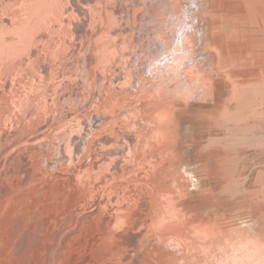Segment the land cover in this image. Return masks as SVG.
Masks as SVG:
<instances>
[{"label": "rangeland", "instance_id": "1", "mask_svg": "<svg viewBox=\"0 0 264 264\" xmlns=\"http://www.w3.org/2000/svg\"><path fill=\"white\" fill-rule=\"evenodd\" d=\"M46 1L47 0H41L43 4H45ZM212 2L215 7V15L213 18L215 17L214 19L218 22L213 31L214 33L217 31L215 36L218 35L216 38L220 40L218 41L219 43H221L224 38L222 42L223 44L221 43L220 46L222 48L225 47V49L223 48L225 54L234 52L238 56L239 60L237 62L239 67L236 69L237 73L240 74L244 80H256L259 82L262 81V79L264 80V7L259 9L258 7L247 3L239 6L235 5L233 0H212ZM186 5L190 7L191 3L182 0L176 11L169 8H165V10L160 8L162 13L159 15V18L161 21H157L155 24H166L169 22L170 27H172V30L175 33L178 30H184L187 21L183 20L182 6L186 8ZM36 6L37 5H35V7ZM189 9L191 11L189 21H193L196 19L192 14L195 10L192 11L193 7H190ZM245 17L248 18L245 19ZM234 21L237 22L235 24L239 26L232 24L235 27H238L239 33L237 27H234L236 29V35L230 34L228 30L224 29L228 24L234 23ZM193 22L191 27H194ZM87 24L88 26H86V30L88 27L89 29H95L98 25L97 22H88L86 25ZM240 24H242V28L240 27ZM116 25H118V23L113 21L112 24L106 25L107 28L105 29V32L107 31L105 34H107L109 40L111 39L110 42L112 45L114 44L112 41L113 36L110 33L112 32V34H114L116 32L114 28L117 27ZM241 29H243V31L245 30L244 33L249 32V34H246L247 38L242 35L243 33H241ZM249 29H251V31ZM218 31L221 32V34L223 33V35ZM235 36L240 38L234 40L233 37ZM58 37L57 34L54 36V39H52L53 43L50 42L47 44L49 47L45 44L48 48L43 45V49L42 47H37V44H34L30 50H33L32 52H34V49L37 47V52H34L33 56L31 54L32 52L29 51L31 60L25 64L27 66L23 65L22 67L19 65V67L21 66L19 70L13 69L12 71L14 73L11 72L10 75H8L12 76V78L10 77V80L8 79L9 77L6 76L8 78L3 77L0 81L4 85H0V96H7L3 102H0V108L3 112H5V110L7 111L5 114L9 113L10 115V118L6 116L8 118L5 119L6 117L4 116L2 117L3 120L0 119V121L2 120V122H0V136L2 137V135L4 136V134L6 135L7 132H10V134L19 136L23 139L19 145L13 146L10 150L4 151L3 146H6L10 140L9 138H5V140L2 138L3 140H1L0 137V189H3L5 186H12L17 179L19 180L20 173L16 171L17 167L15 166L18 156H21L20 154H24V158L26 156L25 166H28V168L25 167L23 170L29 169L30 172L29 178L27 177L28 180L26 179L25 181L27 185L24 183L20 184L18 187L15 186L14 190L17 191L15 192L16 194L14 193L15 197H10V199H12V201L9 200L8 202H11L10 204L5 201L4 204L3 201L1 202L0 200V202L4 204L0 205V217H2L0 218V223L2 224L3 222H6L8 224L10 222V228L13 226L17 233V236L14 237L16 242L12 241L10 244L8 241L10 231L2 232L4 231L2 229L8 225H5L3 228L0 224V228H2L0 229V239L3 240L6 236L8 238L3 242L0 240V262H2V264L3 262H5L4 264L20 263V261L14 257L11 246H13V242L14 244L17 243V240H19L21 235L24 234L26 224L30 223L32 228L34 225H32V223H35L36 220H38L39 223H43L42 226H44L47 231V234L45 235V238L47 237V242L44 238L45 240L43 239V241L41 239V244H44L45 246V243H47L46 247H49V251L51 250V252L48 254L41 250V253L38 247L32 245V242L30 244V239H28L29 241L27 243L31 248L23 251V255L25 254L26 256L21 255V253L20 257H32L30 264H43L46 262L45 259H47L49 255L50 264H168L167 262H169V264H225V262L228 264L232 262L231 255L238 250V244H234L232 242L233 240H229L228 237L233 235L235 240H239V236L242 235L245 238H251V240H254V238L262 239L264 244V107L261 108V112L260 110L251 111L243 116L241 120L237 121L231 120L232 116L230 118L218 115L222 113L221 109L225 103L226 91L228 89L227 86L230 84V80L224 78V75L222 76V74L216 76L220 77L222 80H220V78H213L215 80L217 79L214 86L217 96L213 98L214 102H210L208 99L207 101L203 100V102L200 95L196 99L194 97L190 99L194 102H203L199 104L184 105L182 103L177 104L175 101H168L167 98L164 96L161 98L160 94H158L159 89L163 86L162 84H146L143 86L141 83L135 82V84L130 86L123 81V75L119 72L120 68H118L119 70L112 68V63L114 67H117V65L119 67V64H123V57L120 61L118 55L121 51L116 45H113V48L110 49L112 56L110 55L106 60L107 62H104L105 65L100 62H98V64L95 61L91 72H88V68L86 70L84 64L86 63L88 65L87 62H89L87 46L88 44L90 46L94 42V45L98 44L100 36H94V38L91 39L92 41L89 40V38L87 39L88 41L85 40L86 38H81V40L79 38L76 40L74 34L70 31L68 32V29H66L64 30L63 35H59ZM259 37L261 39H259ZM61 40L63 41L61 42ZM195 41H197V39ZM233 41L237 44L234 49L232 46ZM257 41L258 43L260 42L259 45H257ZM80 42H82L83 47H81L82 44ZM87 42L88 44H86ZM56 43L59 46H55ZM65 43L70 45H65ZM71 43L74 45L73 47H78L72 48ZM199 46H201V44H199ZM178 47L179 49L173 47V53L170 56V59H172V56L173 58L176 56L175 59H177V61L172 63V66L174 65L175 68H168L167 70H169L170 73L162 72L164 77H171L173 73L176 75L174 78L169 79V82H165V87L163 88L164 93L168 94V97L170 96L171 98L172 92H177L179 87L182 86V90L188 89V82L185 81L183 73L188 67L184 66L183 70L180 72L179 68L177 69L176 66L182 64V56L184 57L186 52L190 50L187 49L184 53L183 50H180V45H178ZM130 49L131 48L129 47V51ZM174 50L176 51L174 52ZM51 51L55 52L56 55L53 52L52 54ZM212 51L214 53L218 52L216 50ZM239 51L244 53L240 54ZM96 54L97 52L95 55ZM189 54L191 57H196L199 55V52H193L192 55L191 53ZM26 55H28V52L18 56L19 58H16L20 59L26 57ZM54 56H56V62ZM36 59L38 61H36ZM50 60L53 62V65ZM203 60L205 61V58ZM203 60L202 62H204ZM48 61H50L51 64ZM41 62L43 63L41 64ZM47 62L50 65H44L43 67H45L46 71L41 73L42 65ZM32 64L34 65V68ZM38 64L41 66L39 67ZM108 64H110V68L107 66ZM222 64L225 63L222 62ZM129 65L130 63H127V66ZM82 69L87 71L85 76H82ZM207 69H210V67L208 66ZM20 70H22V74ZM47 72L52 74H48ZM33 73H38L39 75L35 74L37 76H33ZM16 76L17 78H15ZM27 76H29V79L26 78L28 79V82L26 79H23V77L25 78ZM30 77L31 79H34L31 80ZM39 77L40 79L45 77L43 81L46 80V84L38 79ZM147 77L149 76L147 75ZM157 77H155V79H157ZM13 78L14 80H12ZM17 82H19V86L24 84L23 87H19ZM33 82H35L34 86L38 87L36 88L37 91L41 92V90H43L42 93L37 92L39 96L36 94L43 103H39L40 101L38 102L36 95H34L36 90L34 86H32ZM38 82L40 86L43 87H39L37 84ZM220 82L223 84H220ZM13 83L15 84L16 89L14 88V85H12ZM166 83L170 84V86L167 87ZM25 84H30L31 86L29 85V87H27L28 85L26 86ZM5 85L7 86L5 87ZM29 88L30 91H28ZM20 90L23 94L19 92ZM30 92L32 94L35 92L33 96H35L34 99L37 101H35L37 106L33 105L35 102L32 101L33 97L29 95L31 94ZM183 94H188V92L185 91ZM28 95L30 97H28ZM26 96L28 97L27 99ZM14 97L15 101L18 100V102H20L21 100L24 104L20 102V105L15 106L12 104V107L9 103H12L10 99L12 98L13 101ZM17 97H19L20 100L17 99ZM27 100H29L28 102L32 101L31 106L30 103H27ZM187 102L191 103L189 101ZM22 105H24V107ZM35 106L36 109L34 110ZM21 108H23V110H21ZM24 108L27 110L25 111L26 113L23 112L25 110ZM13 109L15 112H12V114L14 113L13 115L15 117L18 115L17 118L11 116V111H13ZM22 112L23 114H21ZM94 114H98L101 119L96 121L94 125L88 129L89 131H87V128L84 127L89 123L88 120H90L91 116ZM20 117L23 118L21 119ZM151 118H155L157 121L156 125L157 127L159 126L158 130L154 133L153 130L156 125L152 124L153 129H148L147 122L142 121L149 120V125L151 126ZM2 123L5 124V126H3ZM3 128H6V133H3ZM17 131L18 134H16ZM82 131L84 133L87 131V138H89L85 139L86 141L83 143L85 145L84 151L79 155L76 154L73 148H75L74 142L77 140V136L80 134L83 135ZM229 134H231L230 136L232 137H230ZM132 138L135 140L133 142L134 144H131L130 140ZM138 143H141V145ZM58 144L61 147L60 150L56 147ZM42 147L44 148L42 149ZM24 148L27 150L22 151L21 149L25 150ZM96 150L100 151L96 152ZM28 151L30 152V155H28ZM70 151L73 152L71 153ZM116 151H121L123 153H119L124 155L118 156L119 153H115V157L114 152ZM90 152H93L92 154L96 152L95 154L97 155L95 156L94 154L93 156ZM107 152L112 154L107 155ZM17 153L20 154L16 155ZM128 153H131V155L133 153V155L131 156ZM126 154L127 157L130 156L128 159L124 158L125 160L127 159L125 161L122 158L125 157ZM231 154L233 156H231ZM31 155H33V157ZM234 155L237 156L235 157ZM66 156H69L68 159ZM98 156L100 157V161L98 160L99 162H95L96 159H99ZM14 158L17 159L15 160ZM48 158L51 163L56 166L54 170L49 169V171L48 168H44L45 164L50 163ZM72 158L73 160H71ZM81 163L84 164L82 165ZM75 167L79 170L78 172L77 170L73 172V170L76 169ZM31 171L33 174H31ZM5 180L7 185L4 186ZM47 186H52L53 191L59 190V192H62L61 196L57 195L55 197L56 199L52 200L51 198L53 197L51 194L45 193L47 190H45V188ZM19 189L24 192H21ZM24 189L27 190L25 191ZM165 195L168 196L166 197ZM114 196H116V199ZM21 197L25 198L23 199ZM168 199L169 201H167ZM165 202H167L166 204L168 205H166ZM11 205L13 208L9 209V207L11 208ZM20 206H23V211L19 209L21 208ZM31 206L34 207L35 210L34 208H31ZM54 206L58 209H53ZM162 206H165V208ZM5 207L8 209L5 210ZM159 207L161 209H159ZM18 210H21L22 213L20 212V214ZM32 210H34L35 213L41 210V214L38 213V215L41 216L38 218H45H41L42 220L37 219L34 215V219H32V215L30 214V211ZM34 211H32V213ZM3 212H7L9 215L5 214L4 216ZM25 212L27 213V216L24 215L26 214ZM52 213H54V215H52ZM167 213L168 215H166ZM119 214H125V217L114 223V218ZM48 215L50 218L46 219ZM71 217H73V219ZM127 217L130 218L128 221L137 220L138 225L134 228L130 227L127 223ZM101 218H109L113 223L108 227H104L100 221ZM45 219L47 221L51 220V223L48 224L49 221L47 223ZM74 219L77 220L78 224L77 222H74ZM157 219L161 220L164 225L159 224L161 221L158 222ZM164 219L167 221L164 222ZM30 220H33V222ZM43 220H45L47 224H45ZM82 221L83 223H81ZM97 222L100 224L98 225ZM151 222L155 225H152ZM89 223L90 225L88 227ZM75 225L77 226L75 227ZM98 226L100 227L98 228ZM155 226H157L158 230L154 228ZM51 227L54 228L51 229ZM6 229L8 228L6 227L5 230ZM97 229L102 231L99 232ZM7 232L8 234H6ZM49 232L51 236L53 235L52 233L57 234L59 239L57 241L54 240ZM101 232L102 234L104 232V236L100 234ZM2 233L4 235L1 237ZM132 233L138 234V238L136 237V240L131 244L125 245L124 240L130 235H133ZM48 234L51 240L49 239ZM124 234H127V237L124 236ZM178 237L184 241H181V246H183L184 250L182 251V247H180L184 254L180 252L178 255L179 252H177V254H166L162 257L163 254L161 253L162 256H160L161 254L159 251H164V253L172 251L171 253H176L175 248L177 247L176 240ZM174 238H176L175 241ZM51 241L54 243H51ZM214 241H217V243H214ZM173 243L175 245H173ZM185 243L188 245H185ZM62 244L65 248H63ZM202 244H205V246ZM117 245H119L121 249L123 248L121 252L127 255L125 262L121 260L123 257L122 253L115 254L112 252ZM229 245L232 247L229 248ZM187 246H189L190 251H188ZM5 247H7V249ZM206 247L208 248L206 249ZM219 248L221 250H219ZM63 249L65 251H63ZM208 249H211V251H209L211 252L210 254H207L209 253L207 252ZM6 250L10 251L8 252V255H6ZM196 250L198 252H196ZM212 250L215 252L213 257ZM26 251L27 254L25 253ZM150 251L152 253H150ZM192 251L196 254L198 253V256H193L191 254ZM202 251L204 253H202ZM205 252L207 255H204ZM11 254L13 256H11ZM38 254H42L39 259ZM57 254L58 256H56ZM53 255L56 256V258ZM136 258L137 260L139 259L138 261L140 262H136ZM68 259L70 261H68ZM148 259H150V262ZM163 259L165 261H162ZM91 260L92 262H90ZM238 260L237 264H240V262L243 264L245 263L241 256L238 257ZM259 262H257V264H259Z\"/></svg>", "mask_w": 264, "mask_h": 264}, {"label": "bare ground", "instance_id": "2", "mask_svg": "<svg viewBox=\"0 0 264 264\" xmlns=\"http://www.w3.org/2000/svg\"><path fill=\"white\" fill-rule=\"evenodd\" d=\"M181 1L182 0H47L45 2V4H43L41 2V0H0V81L2 80L3 77H6L8 75H10L11 72H13L12 70L13 69H20V67L25 64H27L31 59H30V53L29 51H33V50H30L32 49V47L34 46V44H37V47H42L43 45H47L48 43L52 42V39H54V36L57 34V37L59 35H63L64 33V30L68 29V32L70 31L72 34H74V37L75 39H79L81 40L82 39H85L86 41H88L87 39L89 38V40L93 39L94 36L95 37H98L100 36V40L98 42V44H95L92 43L90 46L88 44V42L86 44H88L87 46V56H88V59H89V62L88 65L86 63L85 64V68L87 70L88 68V72L90 71L91 72V69L92 67L94 66L95 64V61L98 63H103L104 62L106 63L107 59L110 57V55L112 56L111 52H110V49L113 48V45H116L118 49H120L121 53H119V57H120V61H121V58L123 57V64H119V67L117 65V67H114L113 66V63H112V68H115L116 70L118 68H120V74L123 75V81L128 85L132 86L133 84H135V82H139L141 83L143 86L146 85V84H162V88L159 89V93L160 94V97L163 98V96L165 98L168 99V101H175V103L177 104H199V103H203L205 101H210L212 102L213 101V98L216 97V90L214 88L215 86V79L213 78H220V77H216L217 75L219 74H222V76L224 75V78H227L228 80H230V84L228 85L227 83V91H226V99H225V103H224V106L223 108L221 109V112L220 114L218 115H221V117H230L232 116L231 120L233 121H237V120H241L243 118V116L247 115L249 112L251 111H256V110H260L261 112V108L264 107V80L262 79V81H254V80H244L242 79L243 77L237 73L236 69H238L239 67V64H238V56L234 53V52H231V53H228V54H225V47H221L220 44L223 42V39H222V42L219 43L218 41V38H216L217 36H215L216 32L214 33V29L216 28L217 26V21L213 18V16L215 15V7L213 5V2L212 0H186L187 2L191 3L190 7L193 10H195V12H193V16L196 17L195 20L193 21H189V16H190V7L188 5H186V8H183V12H182V15L184 16V19L183 20H186L187 21V24H185V27H184V30H178L176 33L172 30V27H170V23L167 22L166 24L165 23H162V24H158L156 25L155 23L157 21H161V19L159 18V15L162 13L161 12V9L160 8H163L162 10H165V8H169V9H173L174 11H176L178 9V7L180 6L181 4ZM234 1V4L235 5H243L245 3L247 4H250L252 6H256L258 7L259 9H262L264 7V0H233ZM215 2V1H214ZM35 5H37L35 7ZM35 7V8H34ZM202 8V10H201ZM199 13V14H198ZM263 17V16H262ZM193 18V17H192ZM248 18V17H245V19ZM241 19V18H240ZM113 21H116V23H118V25H116L117 27H114L115 28V33L112 34V32L110 33L113 38H112V41H113V45L112 43L110 42L109 38H107V31L105 32V29L107 28L106 25H109V24H112ZM244 21V20H243ZM258 21V20H257ZM88 22H97L98 25L96 26L95 29L93 28H90L88 27V29L86 30V26H88V24L86 25V23ZM112 22V23H111ZM192 22L194 23V27H191V24ZM252 22V21H251ZM231 23V22H230ZM237 22L234 21V23H231V24H228L226 26V28H224L225 30H228L230 32V34H235L236 35V27L238 26L237 24H235ZM250 23V22H249ZM90 24V23H89ZM232 24H235L237 25L236 27ZM257 24V23H255ZM91 25L93 26V24L91 23ZM242 24H240V27H241ZM248 25V24H247ZM106 26V27H105ZM112 26V25H111ZM221 26V25H220ZM255 26V25H254ZM258 26V25H257ZM123 27V28H122ZM235 27V28H234ZM239 27V26H238ZM238 27H237V30H238ZM245 27V26H244ZM251 27V26H250ZM242 28V27H241ZM249 28V27H248ZM92 29V30H91ZM244 29V28H243ZM243 29H241V33H243L242 35L246 37V34L247 33H244L245 30L243 31ZM223 30V29H222ZM221 30V31H222ZM248 30V29H246ZM251 31V29H249ZM257 30V29H256ZM112 31V30H111ZM224 31V30H223ZM222 31V32H223ZM66 32V31H65ZM219 32V31H218ZM227 32V31H226ZM224 32V33H226ZM61 33V34H59ZM109 33V32H108ZM221 34V32H219ZM238 33H239V30H238ZM59 34V35H58ZM223 35V33L221 34ZM220 35V36H221ZM229 35V34H228ZM251 35V33H250ZM12 36V37H10ZM77 37V38H76ZM224 37V36H222ZM220 37V38H222ZM56 38V37H55ZM59 38V37H58ZM64 38V37H63ZM70 38V37H69ZM219 38V39H220ZM226 38H227V35H226ZM234 40L236 38H238L237 36L233 37ZM240 38V37H239ZM238 38V39H239ZM244 38V37H243ZM247 38V37H246ZM245 38V39H246ZM197 39V41H195ZM259 39H261L259 37ZM263 39V38H262ZM64 40V39H63ZM61 40V42L63 41ZM69 40V39H68ZM79 40V41H80ZM84 40V41H85ZM83 41V42H84ZM85 41V42H86ZM92 41V40H91ZM90 41V42H91ZM97 41V40H96ZM238 41V40H236ZM57 42V41H55ZM60 42V43H61ZM65 42V41H64ZM63 42V44H64ZM78 42V41H77ZM239 42V41H238ZM250 42V41H249ZM53 43V42H52ZM70 43V42H69ZM74 43V41H73ZM82 44V42H80ZM97 43V42H96ZM260 43V42H259ZM258 41H257V45H259ZM67 43H65L66 45ZM72 44V43H71ZM78 44V43H77ZM85 44V43H84ZM199 44H201V46H199ZM223 44V43H222ZM44 46V47H49V45L47 46ZM55 45V44H54ZM58 44L56 43L55 46H57ZM62 45V44H61ZM67 45H70V44H67ZM178 45H180V50L185 51L188 49L190 51H187L186 52V55L182 58V64H179V66H176V68L178 69L179 68V71L181 72L183 70V67L186 66L188 67L187 70H185L183 73H184V77H185V81L188 82V89L187 90H182L183 87H179L178 91L173 93L172 92V98L169 96L168 97V94L164 93L163 91V88L165 87V82H169V79L171 78H174L176 75L173 73V75L170 76H163V73L162 72H169V70H167L168 68L169 69H174V65L172 66V63L173 62H176L177 59H175V57L173 58L172 56V59H170V56L172 55L173 53V47L174 48H178ZM249 45V44H248ZM263 45V44H262ZM51 46V45H50ZM59 46V45H58ZM74 45L72 44V48H77L76 46L73 47ZM96 46V47H95ZM232 46H233V49L237 46L236 42L233 41L232 43ZM247 46V45H246ZM250 46V45H249ZM36 47V49H37ZM47 47V48H48ZM62 47V46H61ZM66 47V46H64ZM83 47V44L82 46ZM129 47L131 48L130 51H129ZM245 47V46H244ZM248 47V46H247ZM263 47V46H262ZM35 48V47H34ZM43 48V47H42ZM54 48V46H53ZM52 48V49H53ZM63 48V47H62ZM80 48V46H79ZM246 48V47H245ZM261 48V47H260ZM34 49L35 51L34 52H37V50ZM44 49V48H43ZM55 49V48H54ZM58 49V47H57ZM56 49V50H57ZM60 49V48H59ZM229 49V48H228ZM231 49V48H230ZM249 49V47H248ZM41 50V49H39ZM48 50V49H47ZM62 50V49H60ZM64 50V49H63ZM73 50V49H72ZM71 50V51H72ZM194 50V51H193ZM212 50H216L218 52H213ZM232 50V49H231ZM43 51V50H42ZM55 51V50H53ZM51 51V53L53 52ZM129 51V52H128ZM176 50H174L175 52ZM246 51V50H244ZM28 52V55H26V57H23V58H20V59H17L16 57L18 56H21L25 53ZM34 52H32L31 54L33 55ZM40 52V51H39ZM49 52V51H48ZM97 52V54L95 55V53ZM196 53V52H199V55L196 56V57H191L189 56L191 53ZM240 54H243L244 52H241L239 51ZM254 52V51H253ZM47 53V52H46ZM50 53V52H49ZM55 53V52H53ZM52 53V54H53ZM37 54V53H36ZM128 54V55H127ZM225 54V55H224ZM233 56H232V55ZM239 54V55H240ZM39 55V54H38ZM42 55V54H41ZM56 55V53H55ZM57 55H58V52H57ZM60 55V54H59ZM68 55V54H67ZM94 55V56H93ZM34 56V55H33ZM55 57V62H56V56ZM52 57V58H54ZM60 57V56H59ZM57 57V58H59ZM71 57V56H70ZM19 58V57H18ZM35 58V57H34ZM41 58V57H40ZM116 58V57H114ZM113 58V59H114ZM192 58V59H191ZM205 58V61L203 60ZM38 59V58H37ZM36 59V61H38ZM92 59V60H91ZM33 60V59H32ZM35 60V59H34ZM52 60V59H51ZM50 60V61H51ZM202 60L204 62H202ZM224 60V61H223ZM35 61V62H36ZM42 61V60H41ZM50 61H48L50 63ZM32 62V61H31ZM40 62V61H39ZM45 62V61H43ZM41 62V64L43 63ZM45 63L42 65L41 69H42V72H45V67H43L44 65H47L48 64ZM52 62V61H51ZM179 62V61H178ZM225 63V64H222ZM96 63V64H97ZM127 63H130L129 66H127ZM210 63V64H209ZM51 64V63H50ZM48 64V65H50ZM99 64V63H98ZM178 64V63H177ZM209 64V65H207ZM19 65H21L19 67ZM33 65V64H32ZM39 65V64H38ZM52 65H53V62H52ZM51 65V66H52ZM55 65V63H54ZM105 65V64H104ZM103 65V66H104ZM207 65V67L205 68V66ZM27 66V65H25ZM36 66V64H35ZM41 65H39L40 67ZM102 66V64H101ZM109 68H110V64L107 65ZM208 66L210 67V69H207ZM30 68V67H29ZM28 68V70H29ZM33 68H34V65H33ZM26 69V68H25ZM32 69V68H31ZM41 69L39 68V70L41 71ZM52 69V68H51ZM55 69V68H54ZM18 70H15V71H18ZM85 69H82V73L83 75L82 76H85L87 74V71ZM119 70V69H118ZM22 70H20L21 72ZM34 71V70H33ZM50 71V70H49ZM114 71V70H113ZM24 72V71H23ZM35 72V71H34ZM53 72V70H52ZM14 73V72H13ZM19 73V72H17ZM28 73V72H26ZM48 73V72H47ZM50 73V72H49ZM48 73V74H49ZM170 73V72H169ZM177 73V72H175ZM22 74V72H21ZM19 74V75H21ZM34 74V73H33ZM35 74H38V73H35ZM33 75V76H37V75ZM52 74V73H50ZM154 74V75H153ZM166 74V73H165ZM39 75V74H38ZM41 75V74H40ZM43 75V74H42ZM118 75V74H117ZM134 75V76H133ZM147 75L149 77H147ZM168 75V74H167ZM14 76V75H13ZM18 76V75H17ZM17 76L15 78H17ZM44 76V75H43ZM158 76V77H157ZM215 76V77H213ZM220 76V75H219ZM9 77V78H8ZM6 78H8L10 80V77L12 78V76H8ZM32 77V76H31ZM30 77V79H31ZM46 77V76H45ZM45 77H42L43 79H45ZM115 77V76H114ZM155 77H157V79H155ZM241 77V78H240ZM28 78L29 79V76L27 77H23V79H26ZM51 78V76H50ZM22 79V80H23ZM26 79V81L28 80ZM34 79V78H33ZM31 79V80H33ZM36 79V78H35ZM40 79V77L38 78ZM37 79V80H38ZM43 79H40L43 81ZM6 80V79H5ZM14 80V78L12 79ZM15 80H18V79H15ZM220 80H222L220 78ZM219 80V81H220ZM25 81V80H24ZM25 81V82H26ZM30 81V80H29ZM36 81V80H35ZM46 81V80H45ZM43 81V82H45ZM48 81V80H47ZM218 81V82H219ZM224 81V80H223ZM226 81V80H225ZM8 82V81H7ZM28 82V81H27ZM41 82V81H39ZM39 82L37 83L39 87H43V86H40ZM217 82V81H216ZM257 82V83H256ZM12 83V81H11ZM18 83V86H19V82ZM16 83V84H17ZM35 82H33V85ZM51 83V82H50ZM222 82H220L221 84ZM36 84V85H37ZM44 84V83H43ZM46 84V82H45ZM44 84V85H45ZM48 84V82H47ZM218 84V83H216ZM219 84V85H220ZM223 84V83H222ZM225 84V82H224ZM0 85L4 86L1 82H0ZM12 85H14V88L16 89L15 87V84L13 83ZM24 85V84H23ZM23 85H20L19 87H23ZM26 85V84H25ZM28 85V84H27ZM26 85V86H27ZM30 85V84H29ZM29 85L27 87H29ZM49 85V84H48ZM138 85V84H137ZM167 87L170 86V84L166 83ZM1 86V87H2ZM7 85H5L6 87ZM17 86V85H16ZM31 86V85H30ZM218 86V85H217ZM226 86V85H225ZM72 87V86H71ZM221 87V85H220ZM223 87V86H222ZM30 88H33V87H30ZM30 88L28 91H30ZM35 90L36 88H38L37 86L35 87ZM218 88V87H217ZM1 89V88H0ZM5 89H8V88H5ZM10 89V88H9ZM25 89V88H24ZM43 89V88H42ZM33 90V91H35ZM41 90V89H40ZM9 91V90H8ZM24 91V90H23ZM27 91V89H26ZM27 91V93H28ZM43 90L40 91H35L33 94L34 95H38L39 94L37 92H40L42 93ZM124 91V90H123ZM185 91L188 92V94H183ZM1 92V90H0ZM7 92V91H6ZM18 92V91H17ZM21 92V90L19 91ZM18 92V93H19ZM169 92V91H168ZM4 93V92H3ZM22 93V92H21ZM25 93V92H24ZM31 93V92H30ZM1 94V93H0ZM23 94V93H22ZM33 94H29L31 95L33 98H32V101H36L34 98L35 96H33ZM10 95V94H8ZM28 95V97H30ZM37 97V101L39 103H41L42 101L40 100V98ZM43 95V94H42ZM41 95V96H42ZM75 95V94H73ZM200 95L201 97V100L203 102H194L192 100H190L192 97H194L195 99ZM13 96V95H12ZM154 96V94H153ZM7 97V96H6ZM4 96H0V102H3L4 99L6 98ZM26 96V99L28 98ZM150 97V96H149ZM39 98V99H38ZM203 98V99H202ZM15 97L13 98V101H12V98L10 99L12 103H9L11 104V106L13 107V105L15 106H18L20 105L23 101H21L19 99V97H17V99L20 100V102L15 101L14 100ZM22 99V98H21ZM31 99V98H29ZM34 99V100H33ZM152 99V98H151ZM172 99V100H171ZM10 100H7V101H10ZM46 100V99H45ZM191 102V103H188L187 101ZM29 100H27V103H30V106L32 104V101L31 102H28ZM36 101V102H37ZM43 101H44V97H43ZM18 102V103H16ZM33 102V103H34ZM35 102V104L33 105H36L37 106V103ZM47 102V100H46ZM214 102V101H213ZM8 103V102H7ZM43 103V102H42ZM1 104V103H0ZM13 104V105H12ZM24 104V103H23ZM45 105V104H44ZM9 106V105H8ZM24 107V105H22ZM36 106L34 108V110L36 109ZM40 106V104H39ZM7 107V106H6ZM27 107V106H26ZM34 107V106H33ZM43 107H46V106H43ZM42 107V108H43ZM10 108V107H8ZM28 108V107H27ZM40 108V107H38ZM15 109V107H14ZM13 109V111H11V114L12 112H15ZM25 109V108H24ZM41 109V108H40ZM142 109V108H141ZM11 110V109H10ZM21 110H23V108H21ZM20 110V112H21ZM45 110V109H44ZM43 110V112H44ZM27 111L26 109L23 111L25 112ZM67 111V110H66ZM263 111V109H262ZM5 112L7 113V111L5 110ZM5 112H3L0 108V119L3 120L2 117H6L8 116L10 118V115L9 113L8 114H5ZM9 112V111H8ZM18 112V111H17ZM23 112L21 114H23ZM42 112V113H43ZM26 113V112H25ZM24 113V115H25ZM34 113H37V112H34ZM70 113V112H69ZM166 113V112H165ZM253 113H256V112H253ZM259 113V112H258ZM14 114V113H13ZM11 115L12 117L14 115ZM18 114V113H17ZM15 114V115H17ZM20 114V113H19ZM68 114V113H67ZM263 114V113H262ZM3 115V116H2ZM260 115V114H259ZM8 117H6L5 119H7ZM18 117V115H17ZM17 117H13V118H17ZM21 118V117H20ZM23 118V117H22ZM21 118V119H22ZM4 119V120H5ZM100 116L98 114H94L91 116L90 120H88V124L85 125L84 128H87V131H89L88 129L94 125V123L98 120H100ZM222 119V118H220ZM2 120L0 122H2ZM9 121V119H8ZM142 121H145L147 122V128H152V124H155L156 125V120L155 118H151L150 121H151V126L149 125V120H142ZM4 122V121H3ZM5 123V122H4ZM8 123V122H7ZM85 123V122H84ZM3 124V123H2ZM1 124V126H2ZM238 124V123H237ZM24 125V124H23ZM46 125V123H45ZM3 126H5V124H3ZM159 127V126H158ZM158 127L157 125L154 127V130H153V133L155 131L158 130ZM2 128V127H1ZM24 128V127H23ZM21 128V129H23ZM230 128V127H229ZM233 128V127H232ZM237 128V127H236ZM4 129V132L2 130L3 133H6V128H3ZM227 129V128H226ZM239 130V129H237ZM8 131V130H7ZM87 131H85L86 133H83V135H80L77 136V140L74 142V145H75V148H73L76 152V154H79L81 155L82 154V151H84V147L85 145L83 144L87 138ZM1 132V131H0ZM20 132V131H19ZM2 133V134H3ZM12 133V132H11ZM21 133V132H20ZM18 134V131L17 133ZM159 134V133H158ZM1 135V133H0ZM156 135V134H155ZM231 134H229L230 136ZM234 135V134H233ZM30 136V135H29ZM1 137V136H0ZM156 137V136H155ZM232 137V136H230ZM229 137V139H230ZM5 140V138H9V143L6 144V146H3V150L4 151H7V150H10V148H12L13 146H17L19 145L23 139L20 138L19 136H15L13 134H10V132L6 133V135L4 134V136L2 135L1 137V140L3 139ZM89 138V137H88ZM87 138V139H88ZM158 138V137H157ZM70 139V138H69ZM159 139V138H158ZM7 141V139H6ZM60 141V140H59ZM131 144H134L133 142L135 141L134 138H132L131 140ZM57 142V141H56ZM61 143V142H60ZM162 143V142H161ZM164 143V142H163ZM55 144V143H54ZM139 145H141V143H138ZM8 145V146H7ZM48 145V144H47ZM79 145V146H78ZM137 145V143H136ZM63 146V145H62ZM236 146V145H235ZM58 148V150H60V145L58 144L56 146ZM91 147V146H90ZM93 147V146H92ZM21 148V147H20ZM34 148V147H33ZM44 147H42L43 149ZM46 148V147H45ZM141 148V146H140ZM25 149V148H24ZM136 149V148H134ZM162 149V148H161ZM22 151H26L27 149L23 150L21 149ZM20 150V151H21ZM55 150V149H54ZM138 150V149H137ZM136 150V151H137ZM160 150V149H159ZM166 150V149H165ZM19 151V152H20ZM31 151V149H30ZM91 151V150H90ZM100 150H96V152H99ZM124 151V150H123ZM135 151V152H136ZM152 151V150H151ZM29 152V151H28ZM41 152V151H40ZM43 152H47V151H43ZM57 152V151H56ZM67 152V151H65ZM64 152V153H65ZM71 152V151H70ZM73 152V151H72ZM71 152V153H72ZM74 152V153H75ZM94 152V154L96 153ZM121 151H116L114 152V156L116 157L115 153H119ZM129 152V151H128ZM2 153V152H1ZM49 153V152H48ZM55 153V152H54ZM52 153V154H54ZM68 153V152H67ZM81 153V154H80ZM91 154L93 152H90ZM106 153V152H105ZM123 153V152H121ZM119 153L118 156L120 155H124V154H121ZM3 154V153H2ZM20 153H17L16 155H19ZM44 154V153H43ZM94 154H92L94 156ZM108 154H112L110 152H107V155ZM131 155V153H128ZM1 155V154H0ZM21 156H18V159L17 158H14L15 160L17 159V162H16V166L17 167L15 170L18 171L20 174V178L19 180L17 179V181H15L13 183L12 186H5L7 185L6 183V180H5V183H4V188L3 189H0V200L1 202L3 201V203L5 204V202H9L12 201L11 198L15 197L14 193L17 191V190H14L15 186H19L20 184H24L27 177L29 178V169H24L26 166V156L24 158V154H20ZM28 155H30V152L28 153ZM45 155V154H44ZM43 155V156H44ZM64 155V154H63ZM66 155V154H65ZM70 155V154H69ZM97 154H95L96 156ZM99 155V154H98ZM129 155V156H130ZM133 155V153H132ZM131 155V156H132ZM228 155V154H227ZM226 155V157H227ZM33 157V155H31ZM72 156V155H71ZM100 156V155H99ZM98 156L99 159H96V161H100V157ZM106 156V155H104ZM113 156V155H111ZM129 156L127 157V154L125 157H123L122 159L124 158H129ZM229 156V155H228ZM231 156H233L231 154ZM235 157L237 155H234ZM245 156V155H244ZM64 157V156H62ZM67 157V156H66ZM69 157V156H68ZM67 157V159H68ZM122 157V156H121ZM159 157V155H158ZM161 157V156H160ZM225 157V158H226ZM53 158V157H52ZM65 158V157H64ZM74 158V157H73ZM73 158L71 160H73ZM77 158V157H76ZM110 158V156H109ZM119 158V157H118ZM116 158V159H118ZM131 158V157H130ZM232 158V157H231ZM229 158V159H231ZM39 159V158H38ZM41 159V157H40ZM39 159V160H40ZM46 159V158H45ZM49 159V158H48ZM70 159V158H69ZM95 159V158H94ZM107 159V158H106ZM105 159V160H106ZM115 159V160H116ZM121 159V158H120ZM126 159V160H127ZM156 159V158H155ZM13 160V159H12ZM14 160V161H15ZM31 160V159H29ZM37 160V161H39ZM52 160V159H51ZM58 160V159H57ZM61 160V159H60ZM90 160V159H89ZM104 160V161H105ZM114 160V161H115ZM119 160V159H118ZM125 160V159H124ZM125 160V161H126ZM130 160V159H129ZM13 161V162H14ZM50 161V159H49ZM56 161V159H55ZM98 161V162H99ZM103 161V162H104ZM112 161H113V158H112ZM120 161V160H119ZM237 161V160H236ZM12 162V164H13ZM48 162V161H47ZM89 162V161H88ZM234 162V161H233ZM34 163V162H33ZM40 163L42 164V162L40 161ZM85 163V162H84ZM83 163V164H84ZM114 163V162H112ZM111 163V164H112ZM119 163V162H117ZM183 163V162H182ZM232 163V162H231ZM230 163V164H231ZM235 163V162H234ZM82 164V163H81ZM82 164V165H83ZM33 165V164H32ZM43 165V164H42ZM59 165V163H58ZM114 165V164H112ZM116 165V164H115ZM124 165V164H123ZM185 165V164H184ZM232 165V164H231ZM187 166V165H185ZM226 166V165H225ZM56 166L54 164L50 163L49 164H45V167L44 168H48V170H54ZM93 167V166H92ZM116 167V166H114ZM28 168V166L26 167ZM76 168V167H75ZM81 168H84V167H81ZM228 168V167H227ZM80 169V168H79ZM33 170V169H32ZM49 170V171H50ZM76 169L73 170L76 171ZM11 171V170H10ZM79 170H77L78 172ZM82 171V170H81ZM53 172V171H52ZM51 172V173H52ZM72 172V173H73ZM56 173V172H55ZM31 174L32 171H31ZM30 174V176H31ZM53 174V173H52ZM179 174V173H178ZM235 174V173H234ZM177 175V174H176ZM28 180V179H27ZM176 180V178H175ZM4 182V181H3ZM10 184V182H9ZM31 184V183H30ZM25 185H27L25 183ZM24 185V186H25ZM143 185V184H142ZM166 185V184H165ZM29 186V185H28ZM33 186V185H32ZM146 187V186H145ZM170 187V185H169ZM47 189V190H46ZM53 187L52 186H47L45 188V193H48V194H51V196L53 198H51L52 200L56 199L55 197L57 195H60L62 194V192H59V190H55L53 191L52 190ZM60 189V188H59ZM21 190V189H19ZM25 191L27 189H24ZM19 192V191H18ZM17 192V193H18ZM21 192H24L21 190ZM20 192V193H21ZM32 192V191H31ZM152 192V191H151ZM16 194V193H15ZM37 194V193H36ZM19 195V194H17ZM169 195V194H168ZM167 195V196H168ZM22 196V195H21ZM24 196V195H23ZM30 196V195H29ZM33 196V195H31ZM166 196V195H165ZM164 196V197H165ZM166 196V197H167ZM76 197V196H75ZM116 196H114L115 198ZM165 197V199H166ZM21 198H25V197H21ZM20 198V199H21ZM19 199V200H20ZM21 199V200H23ZM90 199V198H89ZM116 199V198H115ZM161 199V198H160ZM110 200V199H109ZM113 200V199H112ZM163 200V199H161ZM5 201V202H4ZM29 201V200H28ZM31 201V200H30ZM89 201H92V200H89ZM97 201V200H95ZM114 201V200H113ZM112 201V202H113ZM154 201V199H153ZM165 201V200H164ZM169 201V199L167 200ZM0 202V205H4L3 203ZM14 202V201H13ZM11 203V202H10ZM8 203V204H10ZM41 203V202H40ZM59 203V202H58ZM89 203V202H88ZM96 203V202H95ZM167 202H165L166 204ZM7 204V205H8ZM13 204V203H12ZM16 204V202H15ZM18 204V203H17ZM20 204V203H19ZM37 204V202H36ZM55 204V203H54ZM101 204V203H100ZM170 204V203H169ZM39 205V204H38ZM41 205V204H40ZM67 205V204H66ZM158 205V204H157ZM168 205V204H166ZM19 206V205H18ZM17 206V207H18ZM42 206V205H41ZM40 206V207H41ZM58 206V205H57ZM65 206V205H64ZM2 207V206H1ZM22 211H23V206H20ZM89 207V205H88ZM103 207V205H102ZM113 207V206H112ZM161 207V206H160ZM159 207V209H161ZM165 208V206H162ZM171 207V206H170ZM169 207V208H170ZM3 208V207H2ZM6 208V207H5ZM12 205H11V208L9 207V209H12ZM16 208V206H15ZM31 208H34L31 206ZM30 208V209H31ZM65 208V207H64ZM71 208V207H70ZM1 209V208H0ZM8 208H6L5 210H7ZM18 209V208H17ZM29 209V210H30ZM37 209V207H36ZM47 209V208H46ZM53 209H58L56 208L55 206L53 207ZM67 209V207H66ZM113 209V208H112ZM157 209V208H156ZM155 209V210H156ZM3 210V209H2ZM21 210L18 212L20 213ZM35 210V208H34ZM32 210V211H34ZM39 210V209H38ZM163 210V209H162ZM26 211V210H25ZM32 211H30L31 215H32V219L33 216L35 215V217L37 219H41V218H45V217H41V218H38L40 217L41 215H38L41 214V210L39 212H36L35 211L32 213ZM67 211V210H66ZM115 211V210H114ZM154 211V210H153ZM161 211V210H160ZM1 212V211H0ZM28 212V210H27ZM56 212V211H55ZM110 212V211H108ZM158 212V211H157ZM166 212V211H164ZM4 213V212H3ZM1 213V214H3ZM22 213V212H21ZM20 213V214H21ZM26 213V212H25ZM29 213V212H28ZM60 213V212H59ZM114 213V212H113ZM124 213V212H123ZM5 214H8L7 212L4 213V216ZM56 214V213H55ZM150 214V213H148ZM147 214V215H148ZM9 215V214H8ZM27 216V213L24 214ZM52 215H54V213H52ZM163 215V214H161ZM168 215V213L166 214ZM25 216V217H26ZM30 216V215H28ZM74 216V215H73ZM109 216V215H108ZM107 216V217H108ZM55 217V216H54ZM125 217V214L121 215L119 214L117 217L114 218V223L117 222L118 220H121ZM149 217V216H148ZM2 218V217H0ZM31 218V217H30ZM35 218V219H36ZM49 215L46 217V219H49ZM73 219V217H71ZM138 218V217H137ZM136 218V219H137ZM162 218V217H161ZM45 219V220H46ZM71 219V220H72ZM76 219V217H75ZM74 219V220H75ZM87 219V218H86ZM140 219V217H139ZM159 219V217H158ZM157 219V220H158ZM167 219V218H166ZM4 220V218H3ZM19 220V219H18ZM26 220H29V219H26ZM42 220V219H41ZM40 220V221H41ZM45 220H43L45 222ZM89 220H90V217H89ZM130 220V218L127 217V223L130 225V227L134 228L137 224V220H131V221H128ZM163 220V218H162ZM165 220V219H164ZM8 221V220H7ZM15 221V220H14ZM20 221L22 222V220L20 219ZM31 222H33V220H30ZM29 221V222H30ZM42 221V222H43ZM47 221V220H46ZM49 221V223H48ZM47 223L50 224L51 220H48ZM80 221V220H79ZM102 225H104V227H108L110 226L113 222L111 219L109 218H101L100 219ZM161 220H158V222H160ZM167 220H165L164 222H166ZM19 222V221H18ZM17 222V223H18ZM26 222V221H25ZM28 222V223H29ZM75 223L77 222V220L74 221ZM94 222V220H93ZM105 222V223H104ZM146 222V221H145ZM6 222H3L1 224V226L4 228L5 225H8V226H5V228L7 227L8 229L2 231L3 233L5 231H10V236L8 237L9 238V243L11 244L12 241H15L14 240V237L17 236L16 234V229L13 228V226L10 228L9 226V223L7 224H4ZM15 223V222H14ZM27 223V222H26ZM45 222V224H47ZM83 223V221L81 222ZM80 223V224H81ZM98 223V222H97ZM96 223V224H97ZM141 223V222H140ZM16 224V223H15ZM20 224V223H19ZM34 224V225H33ZM53 224V223H52ZM51 224V225H52ZM78 224V222H77ZM100 223H98L99 225ZM146 224V223H145ZM152 224V222H151ZM158 224V223H156ZM159 224H163L162 221L161 223ZM17 225V224H16ZM32 228L30 226V223L29 224H26V228H25V231H24V234L21 235L20 239L17 240V243L14 244L13 242V246L12 247V253L14 255V257H16L17 260L20 261L19 264H30L31 260H32V257L31 258H27V257H20V254L23 255V251L27 250L28 248H31L29 247V244L27 243L30 239V244L31 242L33 243L32 245H34V247H38L39 250L43 251V252H46V253H50L51 250L49 251V247H46L47 243H45V246L44 244H41V239L43 241V239L45 238V235L47 234V231L46 229L44 228L43 223H39L38 220H36L35 223H32ZM90 223L88 224V227H89ZM114 225V224H113ZM152 225H155V224H152ZM160 225V226H161ZM164 225V224H163ZM50 226V225H49ZM62 226V225H61ZM77 225H75L76 227ZM81 227H83L82 225H80ZM160 226H158L159 228H161ZM17 227V226H16ZM55 227V226H54ZM54 227H51L54 228ZM100 226H98L99 228ZM113 227V226H112ZM50 228V227H49ZM86 228V227H85ZM91 228V227H90ZM141 228V227H140ZM155 229L158 230L157 226L154 227ZM61 229V228H60ZM87 229V228H86ZM89 229V228H88ZM96 229V227H95ZM114 229V228H112ZM154 229V230H155ZM48 230V229H47ZM50 230V229H49ZM140 230V229H139ZM145 230V229H144ZM152 230V229H151ZM96 231V230H95ZM97 231H99L97 229ZM102 231V230H100ZM99 231V232H100ZM105 231V230H104ZM113 231V230H112ZM131 231V230H130ZM168 231V230H167ZM51 232V231H50ZM49 232V234H50ZM60 232V231H59ZM132 232V231H131ZM139 232V231H138ZM154 232V231H153ZM170 232V231H169ZM2 233L1 237L4 235ZM81 233V232H79ZM95 233V232H94ZM134 233H137V232H134ZM132 233L133 235H130L129 237H127L126 235L127 234H124V236H126L127 238L124 240V244L125 245H129L131 244L133 241L136 240V237L138 234H134ZM181 233V232H180ZM183 233V232H182ZM8 234V232L6 233ZM49 234H48V237H49ZM53 235L50 236L54 238V240H58V236L57 234H54L52 233ZM83 234V233H82ZM98 234V233H97ZM102 234V232L100 233ZM104 234V232H103ZM102 234V235H103ZM114 234V233H113ZM117 234V233H116ZM129 234V232H128ZM60 235V234H59ZM246 235V234H245ZM98 236V235H97ZM104 236V235H103ZM167 236V235H166ZM61 237V236H60ZM258 237V235H257ZM7 238V236H6ZM5 238V239H6ZM7 238V239H8ZM52 238V240H53ZM66 238V237H65ZM138 238V237H137ZM207 238V237H206ZM229 240H233L232 242L234 244H238V250L235 251L232 255H231V261L230 263L228 264H237V261L238 260V257L241 256V258L243 259V262H245L244 264H257V262H259V264L262 262L264 264V244H263V241L262 239H257V238H254V240H251V238H245L243 237L242 235L239 236V240H235L233 235L228 237ZM227 238V239H228ZM237 238V237H236ZM3 238L0 239L2 242L5 240ZM18 239V238H17ZM46 239V242H47V237L45 238ZM44 239V240H45ZM50 239V237H49ZM48 239V240H49ZM173 239V237H172ZM176 238H174V241H175ZM184 239V238H183ZM190 239V238H189ZM226 239V240H227ZM264 239V238H263ZM51 240V239H50ZM228 240V241H229ZM65 241V240H64ZM67 241V240H66ZM86 241V240H85ZM177 241V247L175 248L176 250V253H171V252H165L164 251L160 252L159 253L162 254L160 256L164 257V255L166 254H170V255H174V254H177L178 255L180 254V252H182L184 249H183V246H181V241H183L182 239H180V237H178V239L176 240ZM205 241V240H204ZM1 242V243H2ZM16 242V241H15ZM53 241H51L52 243ZM63 242V241H62ZM108 242V241H107ZM184 242V241H183ZM187 242V241H186ZM49 243V242H48ZM54 243V242H53ZM58 243V242H57ZM61 243V242H60ZM206 243V242H205ZM214 243H217V241H214ZM229 243V242H228ZM9 244V245H10ZM50 244V243H49ZM48 244V245H49ZM56 244V243H55ZM97 244V243H96ZM100 244V243H99ZM170 244V243H169ZM168 244V245H169ZM187 243H185L186 245ZM4 245V244H3ZM30 245V246H32ZM58 245V244H57ZM63 245V244H62ZM69 245V244H68ZM87 245V244H86ZM172 245V244H170ZM173 245H175L173 243ZM188 245V244H187ZM203 245V244H202ZM208 245V244H207ZM227 245V244H226ZM28 246V247H27ZM61 246V244H60ZM103 246V245H101ZM198 246V245H196ZM205 246V244L203 245ZM218 246V245H216ZM51 247V246H50ZM71 247V246H69ZM180 247H182V251L180 249ZM188 247V251H190L189 249V246ZM191 247V246H190ZM211 247V246H210ZM213 247V245H212ZM232 247V246H231ZM230 245H229V248H231ZM235 247V246H234ZM2 248V247H1ZM7 249V247H5ZM60 248V247H59ZM63 248H65V246L63 245ZM83 248V247H82ZM194 248V247H192ZM204 248V247H203ZM208 247H206L207 249ZM67 249V248H66ZM123 249V248H122ZM121 247L119 245L116 246L115 249H113V253H122L121 252ZM180 249V251H179ZM187 249V248H186ZM200 249V248H199ZM3 250V248H2ZM29 250V249H28ZM38 250V252H39ZM151 250V248H150ZM155 250V249H154ZM194 250V249H193ZM203 250V249H202ZM219 250H221L219 248ZM225 250V249H224ZM234 250V249H233ZM7 251V250H6ZM41 251V253H42ZM48 251V252H47ZM58 251V250H57ZM61 251V250H60ZM63 251H65L63 249ZM73 251V250H72ZM100 251V250H99ZM149 251V250H148ZM153 251V250H152ZM156 251V250H155ZM211 251V249H208L207 252ZM218 251V250H217ZM1 252V251H0ZM3 252V251H2ZM10 251H7V254L8 255ZM81 252V251H80ZM187 252V251H186ZM196 252H198L196 250ZM201 252V251H200ZM213 252V250H212ZM224 252V251H223ZM27 254V251L25 252ZM40 253V252H39ZM150 253H152L150 251ZM158 253V255H159ZM183 253V252H182ZM195 252L192 251V255L197 257L198 253L196 254H193ZM202 253H204L202 251ZM211 252L207 253V254H210ZM215 252L212 253V257L215 255L214 254ZM60 254V253H59ZM75 254V253H74ZM123 254V253H122ZM139 254V253H138ZM147 254V253H146ZM184 254V253H183ZM189 254V253H188ZM206 252L204 255H207ZM1 255V254H0ZM11 254V256H13ZM39 255V254H38ZM42 255V254H41ZM38 257V259L40 258V256ZM70 255V254H69ZM143 255V253H142ZM141 255V256H142ZM186 255V254H185ZM183 255V256H185ZM190 255V254H189ZM197 255V256H196ZM23 256H26L25 254ZM28 256V255H27ZM50 256V255H49ZM49 256L46 260L45 263L43 264H50V260H49ZM54 256V255H53ZM58 256V254L56 255ZM56 256H54L56 258ZM74 256V255H73ZM126 256L125 254H123V257L121 258V260L123 262H125L126 260ZM140 256V255H139ZM191 256V255H190ZM189 256V257H190ZM13 257V258H14ZM63 257V256H62ZM65 257V255H64ZM63 257V258H64ZM138 257V255H137ZM188 257V255H187ZM186 257V259H187ZM12 258V259H13ZM68 258V257H67ZM71 258V257H69ZM112 258V257H111ZM142 258V257H141ZM160 258V257H158ZM166 258V257H165ZM164 258V259H165ZM174 258V257H173ZM179 258V257H177ZM1 259V258H0ZM4 259V258H2ZM162 260V261H165V260ZM181 259V257H180ZM194 259V258H193ZM211 259V258H210ZM5 261H7L6 259H4ZM2 260V261H4ZM56 260V259H55ZM82 260V258H81ZM139 260V259H138ZM137 258H136V262H140L138 261ZM149 262H150V259H148ZM167 260V259H166ZM171 260V259H170ZM169 260V261H170ZM183 260V259H182ZM191 260V259H190ZM227 260V259H226ZM230 260V259H229ZM248 260V261H246ZM254 260V261H253ZM256 260V261H255ZM42 261V260H41ZM57 261V260H56ZM55 261V262H56ZM65 261V260H64ZM68 261H70L68 259ZM84 261V260H83ZM82 261V262H83ZM174 261V260H172ZM39 262V260H38ZM52 262V261H51ZM58 262V261H57ZM63 262V260H62ZM88 262V261H87ZM92 262V260L90 261ZM5 262H3L4 264ZM69 263V262H67ZM86 263V262H85ZM105 263V262H104ZM169 264V262H167ZM178 263V262H177ZM206 263V262H205ZM212 263V262H211ZM219 263V262H218ZM261 263V264H262ZM0 264H2V262H0ZM8 264V263H7ZM12 264V263H11ZM90 264V263H89ZM122 264V263H121ZM171 264V263H170ZM174 264V263H173ZM225 264H227L225 262ZM240 264H243L240 262Z\"/></svg>", "mask_w": 264, "mask_h": 264}]
</instances>
